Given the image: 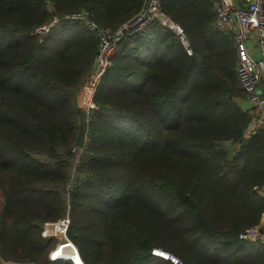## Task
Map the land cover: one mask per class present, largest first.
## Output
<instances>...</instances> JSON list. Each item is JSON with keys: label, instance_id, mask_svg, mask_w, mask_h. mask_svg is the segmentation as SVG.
I'll return each instance as SVG.
<instances>
[{"label": "trees", "instance_id": "16d2710c", "mask_svg": "<svg viewBox=\"0 0 264 264\" xmlns=\"http://www.w3.org/2000/svg\"><path fill=\"white\" fill-rule=\"evenodd\" d=\"M143 3L0 0V264H73L49 260L41 236L67 201L84 264H174L153 249L183 264H264L261 235L240 237L264 214V128L250 131L211 0L161 2L192 55L152 22L112 55L94 107L76 105L97 39L62 16L86 8L115 28Z\"/></svg>", "mask_w": 264, "mask_h": 264}, {"label": "built area", "instance_id": "2783aa9c", "mask_svg": "<svg viewBox=\"0 0 264 264\" xmlns=\"http://www.w3.org/2000/svg\"><path fill=\"white\" fill-rule=\"evenodd\" d=\"M161 2L162 0H146L133 16L114 31L100 27L87 15L68 16L69 19L83 21L85 27L97 34L100 40L94 69L91 70L85 83L87 87L95 90L106 70L112 66L111 57L120 48L124 38L140 32L152 22H157L172 30L186 53L192 55L190 38L182 26L162 10ZM211 3L216 16V26L232 34L236 54L237 81L245 94L248 103L247 110L256 122L255 127L250 130L254 133L258 128H264V90L262 89L264 82V0H211ZM56 21L57 19H54L51 24ZM48 28L49 26L44 31ZM69 224L70 218L65 215L53 224L46 223L41 230V235L49 238L55 236V233H60L63 234L64 241L71 244V240L66 235ZM262 229L263 232L257 226L249 228L241 233L240 237L246 238L259 233L264 239V226ZM55 252L56 248L49 252V260L67 259L58 257ZM153 252H159V249H153ZM159 253L166 255L167 259L174 264H182L178 257L166 251L161 250ZM70 261L73 264H84L83 262L77 263L75 260Z\"/></svg>", "mask_w": 264, "mask_h": 264}, {"label": "rangeland", "instance_id": "374dc122", "mask_svg": "<svg viewBox=\"0 0 264 264\" xmlns=\"http://www.w3.org/2000/svg\"><path fill=\"white\" fill-rule=\"evenodd\" d=\"M146 0H144V2H145ZM72 14H78V15H80L81 17L83 16V15H87L89 18H91L92 19V17H91V13L89 12V10L88 9H86V8H81V9H76V10H73V11H70V12H68V13H65L62 17L64 18V19H66V18H68V16L69 15H72ZM130 18V17H129ZM53 20L54 19H57L56 17H53L52 18ZM52 20V21H53ZM58 20V19H57ZM95 23H97L100 27H104V28H107V29H111L110 31H114V30H116L122 23H124V21H126V20H124V21H122L119 25H117L115 28H111V26H109V25H106V26H103V25H101V24H99L96 20H94V19H92ZM57 22V21H56ZM56 22H53V24L54 23H56ZM81 22H83V21H81ZM83 24H84V22H83ZM85 26V25H84ZM46 27H48V26H41V27H38V28H36L35 29V32H38V33H45L46 31H44L45 30V28ZM49 29V28H48ZM39 30L41 31V32H39ZM88 30V29H87ZM89 31V30H88ZM90 32V31H89ZM95 37H96V39H97V46H96V51H95V53H94V55H93V59H92V63H91V67H90V70L87 72V74L86 75H84V77H83V79H82V81H81V84L78 86L79 88L77 89V91H76V95H75V102H76V105H78V106H80L79 105V100H80V94H81V91H82V89L86 86L85 85V83H86V81H87V79H88V77H89V75H90V73L93 71L92 69H94V66H95V57H96V53H97V51H98V48H99V42H100V40H99V37H98V35L97 34H95V33H93V32H91ZM235 59H236V54H235ZM92 70V71H91ZM235 74H236V66H235ZM236 78H237V76H236ZM237 85H239L238 84V81H237ZM87 87V86H86ZM89 88V87H88ZM87 89V88H86ZM90 90H91V88H89V89H87V94L88 93H90ZM93 95V94H92ZM240 100H242V99H239V101ZM243 100H245L246 102H247V100H246V97H245V95H244V98H243ZM93 102V101H92ZM80 107H82V106H80ZM248 111V110H247ZM248 113H249V111H248ZM250 114V113H249ZM250 116H251V114H250ZM77 161V160H76ZM74 165H75V160H74ZM71 179H72V177H71ZM69 185H70V183H67V188L69 187ZM65 215H68L69 216V204H68V201H67V207H66V211H65V214L63 215V216H65ZM61 218V217H60ZM60 218H56V219H54V220H46V221H44L43 222V226L46 224V223H51V224H53L54 222H56L58 219H60ZM69 218H70V216H69ZM71 220V219H70ZM263 225H264V214L262 215V217H261V220H260V223H258L257 224V227H263ZM43 226H42V229H43ZM41 229V230H42ZM68 230V229H67ZM52 232H53V230H52ZM63 234H60V233H55V236H52V237H49L50 239H51V241H50V248H49V251H48V254H49V252L50 251H52V250H54L55 248H56V252H55V254L57 253V251H58V249H60V242H62V241H64V238H63V236H62ZM66 235H67V231H66ZM42 236V235H41ZM68 236V235H67ZM69 237V236H68ZM70 239V238H69ZM71 240V239H70ZM71 242H72V240H71ZM72 245H74V248L77 250V248H76V245L72 242L71 243ZM57 246V247H56ZM62 248V247H61ZM67 249L68 250H70V251H67V252H71V247H69V246H67ZM73 251V250H72ZM78 251V250H77ZM65 258H67V257H65ZM67 259H69V258H67ZM67 259H64V260H67ZM71 260V259H70ZM70 260H68V261H70ZM82 260V259H81ZM2 262H5V261H2ZM2 262H1V264H2ZM13 262H16V261H13ZM19 263H21V262H18V264ZM22 263H25V264H28V262H22ZM182 264H183V262H181Z\"/></svg>", "mask_w": 264, "mask_h": 264}, {"label": "crops", "instance_id": "0c3cea01", "mask_svg": "<svg viewBox=\"0 0 264 264\" xmlns=\"http://www.w3.org/2000/svg\"><path fill=\"white\" fill-rule=\"evenodd\" d=\"M231 33V32H230ZM231 38H232V34H231ZM89 89L88 87H84L81 91V94H80V100H79V105L82 106L83 108L85 109H88L89 107H94V104L92 102V94H93V90L91 89L90 90V93L87 94V89ZM264 90V82H263V88ZM243 103L247 106L248 108V103L243 100ZM77 248V247H76ZM82 261V260H81ZM83 262V261H82ZM2 264H18V262H13V261H5V262H2Z\"/></svg>", "mask_w": 264, "mask_h": 264}, {"label": "bare ground", "instance_id": "6f19581e", "mask_svg": "<svg viewBox=\"0 0 264 264\" xmlns=\"http://www.w3.org/2000/svg\"><path fill=\"white\" fill-rule=\"evenodd\" d=\"M63 236V235H62ZM60 249H58L56 255L58 254V257H67L71 260H75L77 263H80L82 262L81 261V258L78 254V251L74 248V245L71 247V244L70 243H67L66 241H62L60 242ZM67 246L71 247V252H67V251H70L67 249Z\"/></svg>", "mask_w": 264, "mask_h": 264}, {"label": "water", "instance_id": "95a60500", "mask_svg": "<svg viewBox=\"0 0 264 264\" xmlns=\"http://www.w3.org/2000/svg\"><path fill=\"white\" fill-rule=\"evenodd\" d=\"M159 252H161V250H159ZM164 255V254H163Z\"/></svg>", "mask_w": 264, "mask_h": 264}, {"label": "clouds", "instance_id": "9594fccd", "mask_svg": "<svg viewBox=\"0 0 264 264\" xmlns=\"http://www.w3.org/2000/svg\"><path fill=\"white\" fill-rule=\"evenodd\" d=\"M159 256V255H158ZM161 257V256H160ZM167 259V258H166Z\"/></svg>", "mask_w": 264, "mask_h": 264}]
</instances>
